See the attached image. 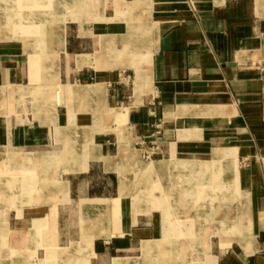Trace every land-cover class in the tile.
Instances as JSON below:
<instances>
[{
    "label": "crops",
    "instance_id": "0c3cea01",
    "mask_svg": "<svg viewBox=\"0 0 264 264\" xmlns=\"http://www.w3.org/2000/svg\"><path fill=\"white\" fill-rule=\"evenodd\" d=\"M105 253L264 264V0H0V264Z\"/></svg>",
    "mask_w": 264,
    "mask_h": 264
},
{
    "label": "rangeland",
    "instance_id": "374dc122",
    "mask_svg": "<svg viewBox=\"0 0 264 264\" xmlns=\"http://www.w3.org/2000/svg\"><path fill=\"white\" fill-rule=\"evenodd\" d=\"M143 160H144L145 162H150V161H151L150 159L145 158V157H143ZM95 177H97V174L95 175ZM111 216H112V217H111ZM111 216H110V219L112 218V220H114V219H115V215L112 214ZM81 239L84 240L85 243H88L90 246L95 245V244L97 243V241H99V240H97V239H99V238H97V237H93V236H90V237H88V238L74 237V240H75V241H79V240H81ZM104 240H105V239H104ZM190 256H191V255H189V257H190ZM191 257H193V254H192ZM179 259H180V257H179ZM110 260H111V256H110V254L105 253V255H104L103 257L100 258L99 262H100V264H103V263H105V264H111ZM134 263H135V264H153L154 262H153V263L146 262L145 259H144L143 253H140L137 262H134ZM155 264H156V261H155Z\"/></svg>",
    "mask_w": 264,
    "mask_h": 264
},
{
    "label": "built area",
    "instance_id": "2783aa9c",
    "mask_svg": "<svg viewBox=\"0 0 264 264\" xmlns=\"http://www.w3.org/2000/svg\"><path fill=\"white\" fill-rule=\"evenodd\" d=\"M160 133V126L157 125L155 132L151 136V140L143 142L146 144L149 143L143 153L145 158L152 159L159 152L160 145L158 139L160 137Z\"/></svg>",
    "mask_w": 264,
    "mask_h": 264
}]
</instances>
